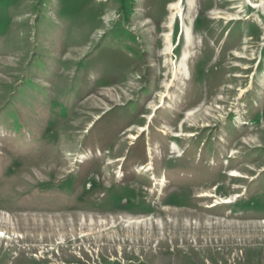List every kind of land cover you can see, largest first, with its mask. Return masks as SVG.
Here are the masks:
<instances>
[{
    "label": "rangeland",
    "instance_id": "1",
    "mask_svg": "<svg viewBox=\"0 0 264 264\" xmlns=\"http://www.w3.org/2000/svg\"><path fill=\"white\" fill-rule=\"evenodd\" d=\"M0 264H264V0H0Z\"/></svg>",
    "mask_w": 264,
    "mask_h": 264
},
{
    "label": "bare ground",
    "instance_id": "2",
    "mask_svg": "<svg viewBox=\"0 0 264 264\" xmlns=\"http://www.w3.org/2000/svg\"><path fill=\"white\" fill-rule=\"evenodd\" d=\"M172 9H175L176 10V12H175V14H177V16H180V19H181V26H182V31H183V27H184V22H183V16H182V12H181V9H180V6H179V3L178 2H176V3H174V4H172L171 6H170ZM188 30V29H187ZM187 38H186V41H188V42H190V37H189V34H188V32H187ZM192 43V42H191ZM140 129H142V128H140ZM226 201H228V200H226Z\"/></svg>",
    "mask_w": 264,
    "mask_h": 264
}]
</instances>
